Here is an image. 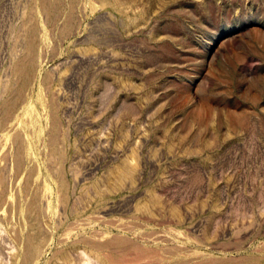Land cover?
I'll return each mask as SVG.
<instances>
[{
  "label": "rangeland",
  "instance_id": "obj_1",
  "mask_svg": "<svg viewBox=\"0 0 264 264\" xmlns=\"http://www.w3.org/2000/svg\"><path fill=\"white\" fill-rule=\"evenodd\" d=\"M7 263L264 264V0H0Z\"/></svg>",
  "mask_w": 264,
  "mask_h": 264
},
{
  "label": "bare ground",
  "instance_id": "obj_2",
  "mask_svg": "<svg viewBox=\"0 0 264 264\" xmlns=\"http://www.w3.org/2000/svg\"><path fill=\"white\" fill-rule=\"evenodd\" d=\"M98 52V51H97ZM75 56H77V55H75ZM90 56V55H89ZM92 56V55H91ZM79 57V56H78ZM6 246V245H5ZM8 246V245H7ZM77 256V255H76ZM75 257V256H74ZM8 264V263H7Z\"/></svg>",
  "mask_w": 264,
  "mask_h": 264
}]
</instances>
